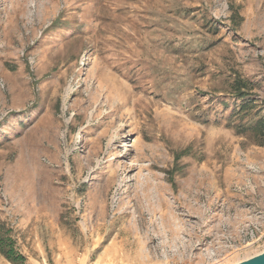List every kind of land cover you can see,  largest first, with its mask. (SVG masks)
Segmentation results:
<instances>
[{"label":"rangeland","instance_id":"obj_1","mask_svg":"<svg viewBox=\"0 0 264 264\" xmlns=\"http://www.w3.org/2000/svg\"><path fill=\"white\" fill-rule=\"evenodd\" d=\"M235 80L255 100L238 114ZM247 97V98H248ZM264 0H0V235L19 264L264 253ZM0 264H18L0 251Z\"/></svg>","mask_w":264,"mask_h":264},{"label":"trees","instance_id":"obj_2","mask_svg":"<svg viewBox=\"0 0 264 264\" xmlns=\"http://www.w3.org/2000/svg\"><path fill=\"white\" fill-rule=\"evenodd\" d=\"M247 90H251V85L246 81L235 80L233 83V92L232 94L237 96L242 102L240 106L236 107L239 109V115L242 113H249L253 109L255 100H252L248 97ZM248 97V98H247ZM237 132L239 133H251L254 138H258L264 141V116L257 117L254 123L251 125L241 124L237 126ZM7 239L3 235H0V251L11 261L15 263H22L21 258L17 256H10V250H7Z\"/></svg>","mask_w":264,"mask_h":264},{"label":"water","instance_id":"obj_3","mask_svg":"<svg viewBox=\"0 0 264 264\" xmlns=\"http://www.w3.org/2000/svg\"><path fill=\"white\" fill-rule=\"evenodd\" d=\"M241 264H264V253Z\"/></svg>","mask_w":264,"mask_h":264}]
</instances>
